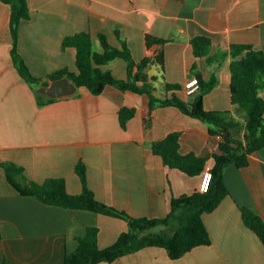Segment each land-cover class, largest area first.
<instances>
[{
  "label": "crops",
  "instance_id": "0c3cea01",
  "mask_svg": "<svg viewBox=\"0 0 264 264\" xmlns=\"http://www.w3.org/2000/svg\"><path fill=\"white\" fill-rule=\"evenodd\" d=\"M29 4L32 16L20 24L18 48L34 75L47 78L63 68L77 70V49H65V37L90 32L102 50L99 34L105 33L112 44H127L137 62L163 48L165 72L158 73L155 66L150 73L182 86L178 91L182 97H188L185 85L195 76L194 65L206 79L216 72L219 83L205 96V107L232 109L235 117H246L232 103L230 59L214 70L206 57L196 55L191 40L210 36L211 53L234 43L264 50V0H29ZM10 20L11 6L0 0L1 260L64 264L67 252L77 249L78 237L89 226L100 227L101 247L128 230L122 218L21 195L7 179L5 160L22 164L38 182L64 177L69 191L79 193L83 183L76 164L83 158L96 196L137 217H164L174 197L200 189L202 174L192 176L166 165L150 145L179 131L182 153L208 157V164L214 165L212 153L220 138L210 135L204 121L174 105L150 112L148 94L114 85L99 95L78 88L73 95L40 107L36 89L14 61ZM148 34L168 41L163 47H149ZM104 68L119 78L128 75V62L122 57ZM125 106L136 109L126 128L119 118ZM243 132L235 131L238 136ZM225 178L231 195L204 215L212 244L195 247L179 259L171 258L163 247H146L123 256L118 264H264V243L245 224L240 209L248 206L264 219V148L251 155L248 166H228Z\"/></svg>",
  "mask_w": 264,
  "mask_h": 264
},
{
  "label": "trees",
  "instance_id": "16d2710c",
  "mask_svg": "<svg viewBox=\"0 0 264 264\" xmlns=\"http://www.w3.org/2000/svg\"><path fill=\"white\" fill-rule=\"evenodd\" d=\"M11 6V30L14 39L13 57L21 75L37 92L39 106H45L60 98L44 92V87L56 78L68 76L78 88L85 87L92 93L102 94L107 85H114L123 91H134L148 94L149 109L152 112L159 106L174 105L185 114L196 117L208 125L210 135L220 138L218 147L212 153V181L208 191L200 189L174 197L171 210L164 217H137L129 212L110 205L96 196L90 187L88 165L81 158L76 164V171L83 183L79 193L68 189L64 177H50L44 182L31 179L25 166L12 160H5V169L10 184L24 196H33L43 203L71 209L90 210L105 215L122 218L128 222V230L123 231L116 241L107 246L99 244L100 227L89 226L84 235L78 237V247L73 252H67L64 264H98L107 262L118 264L123 256L137 252L146 247H163L173 259H179L195 247L212 244V236L204 220V215L214 211L222 201L231 195V190L225 178V170L230 165L239 168L250 164V157L264 148V50L250 43H234L228 49H219L211 53L212 38L199 35L191 41L198 57H206L212 68L221 67L230 59L231 97L245 113V118L234 116L232 109L209 110L205 107V96L219 83L216 72L210 78L202 76L197 65L193 72L199 78L200 88L192 99L182 97L178 91L182 86L164 80L158 74H151L152 68L159 66L158 73L165 72V55L162 48L157 53L149 55L141 61H136L127 44L116 46L112 44L105 33L99 38L102 50L95 47L90 32H78L66 36L63 47L77 49V70L63 68L53 74L38 77L32 73L24 57L19 52V28L22 20L31 18L29 0H3ZM168 40L147 35V44L151 47L160 44L162 47ZM122 57L128 62L126 78L117 77L104 66ZM161 79V80H160ZM161 81L165 93H160L157 81ZM169 91L172 94L169 95ZM134 107H122L119 118L122 127L126 128L134 116ZM243 129V135L235 131ZM181 133L174 131L165 138L153 141L151 148L160 155L165 164L178 168L195 176L203 174L208 164V157L194 152L182 153L180 143ZM245 224L252 229L264 243V219L254 209L240 206ZM0 264H8L0 259Z\"/></svg>",
  "mask_w": 264,
  "mask_h": 264
},
{
  "label": "water",
  "instance_id": "95a60500",
  "mask_svg": "<svg viewBox=\"0 0 264 264\" xmlns=\"http://www.w3.org/2000/svg\"><path fill=\"white\" fill-rule=\"evenodd\" d=\"M78 87L68 76L56 78L44 87V92L53 97L71 96L77 91Z\"/></svg>",
  "mask_w": 264,
  "mask_h": 264
},
{
  "label": "built area",
  "instance_id": "2783aa9c",
  "mask_svg": "<svg viewBox=\"0 0 264 264\" xmlns=\"http://www.w3.org/2000/svg\"><path fill=\"white\" fill-rule=\"evenodd\" d=\"M185 87L187 95L193 96L200 88L199 78L197 76H192L189 80H187ZM212 175V165L207 164L202 174V182L200 185L201 191L205 192L209 190Z\"/></svg>",
  "mask_w": 264,
  "mask_h": 264
},
{
  "label": "rangeland",
  "instance_id": "374dc122",
  "mask_svg": "<svg viewBox=\"0 0 264 264\" xmlns=\"http://www.w3.org/2000/svg\"><path fill=\"white\" fill-rule=\"evenodd\" d=\"M95 47H96V45H95ZM157 87H159V89H160V93H165V92H166V91L164 90V88H163V85L158 84Z\"/></svg>",
  "mask_w": 264,
  "mask_h": 264
}]
</instances>
